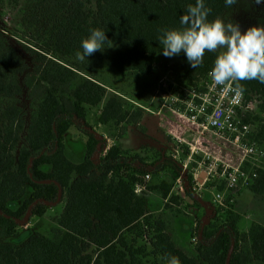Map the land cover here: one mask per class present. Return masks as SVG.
Here are the masks:
<instances>
[{
    "label": "trees",
    "instance_id": "1",
    "mask_svg": "<svg viewBox=\"0 0 264 264\" xmlns=\"http://www.w3.org/2000/svg\"><path fill=\"white\" fill-rule=\"evenodd\" d=\"M204 2L212 9L209 21L223 19L234 6L225 0ZM189 4L195 0H31L23 18L31 38L27 45H14L0 30V97L15 99L25 91L29 105L27 120L15 105L0 112V264H144L146 248H136L137 238L166 264L172 256L180 264H264V227L253 224L241 233L230 209L216 222L198 224L197 257L177 248L164 224L148 214L145 192L138 195L136 186L149 175L160 180L147 187L150 192L177 202L171 194L176 181L184 177L183 194L192 196L194 177L183 175L179 163L163 153L148 159L116 144L100 155L106 142L89 128L90 110L106 98L97 63L104 59L118 73L139 80L151 75L162 52L161 30L181 28ZM93 28L105 31V49H115L80 62L75 54ZM218 54L206 52L195 69L187 62L184 81L199 85ZM240 85L248 100L262 96L258 115L263 114L264 84L251 80ZM143 115L144 109L128 115L118 99L110 98L99 124L138 126ZM73 127L86 137L78 162L68 152ZM253 139L264 140V120ZM250 169L248 163L243 167ZM249 189L264 196L263 170ZM61 201L63 213L49 236L33 234L22 244L12 242L22 223L42 218Z\"/></svg>",
    "mask_w": 264,
    "mask_h": 264
},
{
    "label": "rangeland",
    "instance_id": "2",
    "mask_svg": "<svg viewBox=\"0 0 264 264\" xmlns=\"http://www.w3.org/2000/svg\"><path fill=\"white\" fill-rule=\"evenodd\" d=\"M30 2L31 0H0V30L14 45H27L31 40L23 27V18ZM223 19L239 23L242 32L251 26L264 25V2L257 5L253 0H238ZM114 49V46H110L105 51L112 52ZM186 69L187 58L183 52L171 58L165 57L162 52L159 53L155 59L154 72L141 80L132 74L118 73L106 60H101L97 63L95 71L97 79L106 89V98L99 108L90 110L88 124L93 133L106 142L107 148L119 144L132 155L140 154L148 159L163 153L179 163L183 175L194 177L196 184L193 185L192 196L177 194L174 189L172 190L171 194L178 198L177 202L162 200L159 195L148 190L147 187L160 182L156 178L151 177L147 182L142 179L140 184L146 187L144 198L148 202V214L155 221L164 224L166 233L177 248L195 258L197 243L193 238H198L195 229L199 223L207 225L216 222V218L222 217L224 211L230 209L237 216L238 230L241 233H247L253 224L264 227V196L256 195L249 186L234 194L227 193L224 202L219 204L214 201L210 187L214 185L218 188L223 187L221 178L216 176L215 179L210 177L205 183L201 181L205 180L203 174L210 164L206 157L236 167L240 164L242 152L210 132L199 136V128L185 122L174 111L184 109V102L188 97L183 89L195 90L201 86L200 83L191 87L184 81ZM110 98L118 99L128 115L144 109L142 124L138 126L129 125L127 122L99 124L101 109ZM175 99H179L180 102H175ZM11 105L20 108V118L27 120L29 105L25 91L15 99L0 97V112ZM158 111L161 113L157 117L155 114ZM263 120L264 113H260L254 119L256 123L254 129H258ZM85 141L86 137L77 128L73 127L70 130L67 145L72 160L78 162L82 159ZM259 145L263 157L256 165L264 171V140L260 141ZM204 161L206 163L200 167ZM64 207L65 201H61L51 206L42 218L28 219L19 227L18 234L12 242L22 244L33 234L49 236L57 227ZM145 242L143 238H137L133 242L137 249L146 248L145 256L143 255L144 264H166L150 253V247Z\"/></svg>",
    "mask_w": 264,
    "mask_h": 264
},
{
    "label": "clouds",
    "instance_id": "3",
    "mask_svg": "<svg viewBox=\"0 0 264 264\" xmlns=\"http://www.w3.org/2000/svg\"><path fill=\"white\" fill-rule=\"evenodd\" d=\"M257 5L264 0H253ZM238 0H225L231 7ZM212 9L205 6L204 0L189 4L187 12L180 19L179 29H162L159 44L162 54L171 58L183 52L192 68L199 67L206 52H218L214 66L208 75L219 86L236 85L243 91L241 81L257 80L264 84V25L248 27L241 31L240 25L231 19L220 17L209 21ZM109 41L105 31L90 29V34L81 41L82 51H77L75 59L83 62L85 58L105 49ZM169 264H180L179 258L172 256Z\"/></svg>",
    "mask_w": 264,
    "mask_h": 264
},
{
    "label": "built area",
    "instance_id": "4",
    "mask_svg": "<svg viewBox=\"0 0 264 264\" xmlns=\"http://www.w3.org/2000/svg\"><path fill=\"white\" fill-rule=\"evenodd\" d=\"M235 89L234 84L229 86L216 85L208 75L201 82L200 89H183L188 97L184 102V109H182L183 111L174 110L199 128V136H203L205 132H210L242 152V161L237 167L219 163L216 159L206 157V160H210V164L205 169L204 174L202 173L205 180L201 181L205 183L210 177L215 179L216 176L221 178L223 191H219L215 185L210 187L214 201L219 204L224 202L227 193L234 194L255 182L259 170L256 163L263 157L261 146L253 139L258 130L254 129L256 125L254 119L258 116L259 107L263 103L262 96L259 94L252 95L248 100L242 91ZM175 102L180 101L175 99ZM109 149L106 147L100 155H105ZM203 163L206 161L202 162L200 167ZM246 163L251 166L249 171L243 170ZM150 178L147 175L142 179L147 182ZM186 186L185 178L181 177L176 181L174 190L177 194H182L185 192ZM145 190L146 187L143 184L136 186L137 194H141ZM193 241L197 243L198 238L194 237Z\"/></svg>",
    "mask_w": 264,
    "mask_h": 264
},
{
    "label": "crops",
    "instance_id": "5",
    "mask_svg": "<svg viewBox=\"0 0 264 264\" xmlns=\"http://www.w3.org/2000/svg\"><path fill=\"white\" fill-rule=\"evenodd\" d=\"M160 113H161V112L158 111L155 115L158 117V116L160 115ZM177 114H178V115H179V116H180L185 122L189 123V124L192 125V126L197 127L196 125L191 124L189 121H187V120L184 118V116L181 115L180 113L177 112ZM141 124H142V123H141ZM197 128H198V127H197ZM196 135H197V134H196ZM230 145H231V144H230ZM233 147H234V146H233ZM235 148H236V147H235ZM241 161H242V157H241L240 162H239L240 164H241ZM240 164H239V165H240ZM239 165H238V166H239ZM233 167H234V166H233ZM236 167H237V166H236Z\"/></svg>",
    "mask_w": 264,
    "mask_h": 264
},
{
    "label": "water",
    "instance_id": "6",
    "mask_svg": "<svg viewBox=\"0 0 264 264\" xmlns=\"http://www.w3.org/2000/svg\"><path fill=\"white\" fill-rule=\"evenodd\" d=\"M26 222H27V220L24 223H22V224H25Z\"/></svg>",
    "mask_w": 264,
    "mask_h": 264
}]
</instances>
